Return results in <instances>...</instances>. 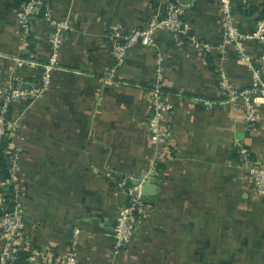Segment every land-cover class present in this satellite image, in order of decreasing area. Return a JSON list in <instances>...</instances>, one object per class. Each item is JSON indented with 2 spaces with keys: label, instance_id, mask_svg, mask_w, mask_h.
Returning <instances> with one entry per match:
<instances>
[{
  "label": "crops",
  "instance_id": "crops-1",
  "mask_svg": "<svg viewBox=\"0 0 264 264\" xmlns=\"http://www.w3.org/2000/svg\"><path fill=\"white\" fill-rule=\"evenodd\" d=\"M42 2L69 22L57 49L43 19L31 21L27 47L17 20L24 0H0V101L17 79L39 81L57 55L46 94L11 108V177H0V209L17 195L22 202L18 247L27 264H61L68 253V264H264V200L249 175L253 164L264 166V120L250 127L241 102L220 88L222 71L237 89L255 84L226 41L221 1L180 0L186 34L156 32L154 45L140 41L121 67L110 34L142 31L165 15L162 0ZM229 2L235 23L252 32L264 0ZM247 47L258 65L262 46ZM18 58L36 66L20 69ZM155 84L173 107L165 116L171 146L150 138ZM154 169L134 239L118 253L113 235L128 196L117 184Z\"/></svg>",
  "mask_w": 264,
  "mask_h": 264
},
{
  "label": "built area",
  "instance_id": "built-area-1",
  "mask_svg": "<svg viewBox=\"0 0 264 264\" xmlns=\"http://www.w3.org/2000/svg\"><path fill=\"white\" fill-rule=\"evenodd\" d=\"M223 14V32L226 41L234 48L237 59L252 72L255 84L248 89H237L227 73L219 74L220 88L226 95L227 101L239 100L243 106L246 122L255 128L264 115L261 116L260 109L264 106V55L261 62L256 65L250 56L247 44L257 41L264 50V13L257 19L255 29L246 32L235 22L236 14L229 0H220ZM165 5V15L156 14L142 31L124 35L119 31L110 34L112 41L111 53L116 67L123 66L129 51L140 41L144 47L154 45V34L158 31H166L177 36L186 34L183 20L181 18L182 4L180 0H162ZM43 19L52 28L48 35V43L57 49L63 42L65 31L68 29V20H55L49 11H44L42 0H24L20 10L17 12L19 31L23 42L28 47L32 34L31 21ZM204 49L210 52L212 47L205 44ZM56 57H53L42 66L43 74L39 81L17 79L16 86H10L0 101V144L3 138L10 140L12 120L8 113L17 103L22 101H34L42 98L52 84V71L56 66ZM17 67L36 66V63L24 58L16 59ZM151 95V111L147 119V125L151 140L158 145L171 146L170 130L165 126V116L171 112L172 105L158 84L153 86ZM170 138V137H169ZM246 153V150L243 151ZM155 169L143 174L142 178L123 177L117 187L124 190L128 200L119 210L114 230L115 248L118 253L128 249L132 243L136 229L139 224L140 214L146 208L144 202L143 187L145 183L153 178ZM249 175L254 181L255 193L264 200V166L253 164L249 168ZM136 180V183H134ZM7 210H1L0 214V264H13L20 253L19 242L25 235V214L19 195L15 196ZM10 210V211H9ZM78 231L75 232L74 250L77 248ZM74 258L73 253H68L61 259V264H68Z\"/></svg>",
  "mask_w": 264,
  "mask_h": 264
},
{
  "label": "trees",
  "instance_id": "trees-1",
  "mask_svg": "<svg viewBox=\"0 0 264 264\" xmlns=\"http://www.w3.org/2000/svg\"><path fill=\"white\" fill-rule=\"evenodd\" d=\"M10 114H11V109L8 115ZM9 145H10V140H8L7 138H3L0 144V177L5 181L10 179L11 177L10 168L8 164V155L6 152ZM11 209H12V206L10 210ZM1 212L2 211L0 209V214ZM27 259H28V255L20 251L17 260L13 264H27V261H26Z\"/></svg>",
  "mask_w": 264,
  "mask_h": 264
},
{
  "label": "water",
  "instance_id": "water-1",
  "mask_svg": "<svg viewBox=\"0 0 264 264\" xmlns=\"http://www.w3.org/2000/svg\"><path fill=\"white\" fill-rule=\"evenodd\" d=\"M149 185H151L153 187V189H155V186H156V182L155 181H152L149 183ZM148 186V185H147ZM143 191H144V188H143ZM146 195V194H145Z\"/></svg>",
  "mask_w": 264,
  "mask_h": 264
}]
</instances>
